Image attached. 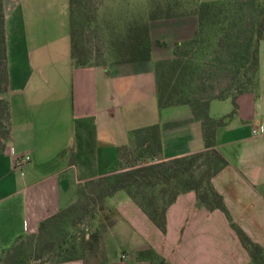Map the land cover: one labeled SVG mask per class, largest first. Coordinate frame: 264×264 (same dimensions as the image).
I'll return each instance as SVG.
<instances>
[{
    "label": "crops",
    "instance_id": "0c3cea01",
    "mask_svg": "<svg viewBox=\"0 0 264 264\" xmlns=\"http://www.w3.org/2000/svg\"><path fill=\"white\" fill-rule=\"evenodd\" d=\"M11 137L0 152V259L16 240L78 199L79 186L114 172L131 132L178 122L161 132L162 159L205 149L204 128L189 105L160 107L155 62L192 37L194 16L151 23V60L78 66L72 55L70 0H7ZM220 105L217 101H229ZM237 109L217 129L228 165L213 184L233 221L264 246V40L258 88L237 98ZM216 110L212 115L211 111ZM234 111L215 99L210 114ZM30 155L21 168L16 158ZM109 204L116 221L103 234V264H149L138 252L153 248L170 264H252L251 255L220 209L200 207L194 191L180 194L162 231L126 192ZM56 264H84L81 259Z\"/></svg>",
    "mask_w": 264,
    "mask_h": 264
},
{
    "label": "trees",
    "instance_id": "16d2710c",
    "mask_svg": "<svg viewBox=\"0 0 264 264\" xmlns=\"http://www.w3.org/2000/svg\"><path fill=\"white\" fill-rule=\"evenodd\" d=\"M194 16L197 29L186 40L176 42L173 57L155 62L158 101L160 107L189 105L194 117L201 120L204 128L205 149L193 154L162 159L161 132L178 122H165L131 132V143L120 147L119 168L112 173L82 183L78 188V199L67 208L43 220L32 237L41 240L46 233L55 232L62 226L64 237L54 248L49 247V257L60 259L51 263H62L81 259L89 264L87 250L103 259L102 237L104 230L97 229L80 241L70 239V227L74 222L73 211L87 210L94 202L106 208L105 214L110 228L118 216L117 209L108 200L117 192L124 191L148 214L150 219L164 232L167 230V211L177 197L194 191L198 205L208 210L220 209L228 217L243 245L251 255L252 264H264V246L254 242L236 224L226 206L224 197L213 184V178L228 165V160L217 148L216 133L233 116L237 109V98L258 87L256 82L260 70V46L264 40V3L259 0L210 1L191 4L184 0H154L146 17L129 21L117 36V55L114 62H136L151 60L154 46L163 43L152 38L151 23L157 20ZM72 55L78 66L107 64L96 62L88 50L84 34L90 19L83 0H70ZM5 0H0V152L4 151L11 137L8 54L5 31ZM6 95V96H5ZM231 98L234 111L223 117L210 114L212 100ZM4 121L6 123L4 124ZM132 145L137 154L133 161L125 158ZM99 185L96 198H88L87 186ZM24 237V236H23ZM16 240L2 255L0 263L27 264L20 257L21 247ZM138 257L149 264H170L153 248L138 252Z\"/></svg>",
    "mask_w": 264,
    "mask_h": 264
},
{
    "label": "rangeland",
    "instance_id": "374dc122",
    "mask_svg": "<svg viewBox=\"0 0 264 264\" xmlns=\"http://www.w3.org/2000/svg\"><path fill=\"white\" fill-rule=\"evenodd\" d=\"M7 0H5L6 3ZM84 8L90 19V24L87 26L84 34V40L88 50L93 55V60L102 63H112L121 59L117 55V36L119 33L124 32L125 26L129 21L135 18L146 17L149 10L152 7L154 0H83ZM189 1L191 4L198 2H210L216 0H184ZM228 1V0H219ZM264 3V0H259ZM188 17V16H187ZM197 19V18H196ZM186 40V39H185ZM174 48V45H173ZM8 50V49H7ZM173 54L171 57L172 58ZM168 59V58H163ZM256 82L259 85L260 82V70L257 76ZM258 87H256L257 89ZM6 96V95H5ZM231 100L222 102L217 101L220 105H230ZM214 109L211 114L214 115L217 112ZM6 121H4V124ZM2 135H0L1 137ZM0 138V142H1ZM136 145H132L130 151L127 152L128 161H133V157L137 154ZM99 178V177H98ZM99 185L92 184L87 186L88 199L89 201L97 197L99 191ZM77 201V200H76ZM75 201V202H76ZM109 213L106 208H100V203H92L87 210L84 209L75 210L72 212L70 219L74 222V226L70 227L72 236L70 237L73 241H80L83 235H88L93 231L100 229L106 233L109 228L106 227L109 224V220L105 218V214ZM108 226V225H107ZM56 233H46L45 237L41 240L32 237L33 233L25 235L19 242L18 245L21 247L20 257L25 258L27 264H51L59 257H49L48 249L52 247L56 248L57 244L63 239L64 231L62 226H55ZM37 233V232H35ZM103 233V234H104ZM103 238V237H102ZM102 246L104 243L102 239ZM86 257L89 264H96L103 259V256H95L91 250H87ZM2 258V257H1ZM1 260V259H0ZM0 264H4L1 262Z\"/></svg>",
    "mask_w": 264,
    "mask_h": 264
},
{
    "label": "built area",
    "instance_id": "2783aa9c",
    "mask_svg": "<svg viewBox=\"0 0 264 264\" xmlns=\"http://www.w3.org/2000/svg\"><path fill=\"white\" fill-rule=\"evenodd\" d=\"M263 131H264V126L263 125H261L259 128H255L254 129V133L255 134L260 133V132H263ZM30 159H31V156L30 155H25V156H19V157H17L16 158V161H15V167L21 168Z\"/></svg>",
    "mask_w": 264,
    "mask_h": 264
}]
</instances>
